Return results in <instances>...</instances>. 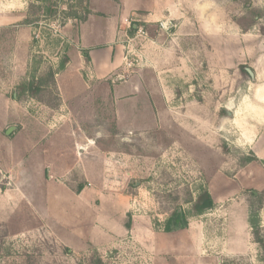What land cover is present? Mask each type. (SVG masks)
I'll list each match as a JSON object with an SVG mask.
<instances>
[{"label":"rangeland","instance_id":"374dc122","mask_svg":"<svg viewBox=\"0 0 264 264\" xmlns=\"http://www.w3.org/2000/svg\"><path fill=\"white\" fill-rule=\"evenodd\" d=\"M90 16L120 19L97 85L69 52ZM263 109L264 0H0V264H184L160 246L203 231L201 264H264Z\"/></svg>","mask_w":264,"mask_h":264},{"label":"crops","instance_id":"0c3cea01","mask_svg":"<svg viewBox=\"0 0 264 264\" xmlns=\"http://www.w3.org/2000/svg\"><path fill=\"white\" fill-rule=\"evenodd\" d=\"M90 18L91 16L79 26L78 33L75 35L76 42L79 43L80 52L76 49L70 50L69 52L72 51L73 58L79 60V66H83L86 63L84 65L85 68L81 67V70L89 81L94 82V84L97 85L98 83H101L100 81L107 79V77L115 75V71L119 66L118 63L121 50L116 43L119 38V33H121L119 30L120 19H118L116 24L115 16L106 19L107 22L105 23L104 31H97L98 33L94 34V22H91ZM67 62L68 63L65 65L66 69L71 65L69 61ZM56 77L57 76L55 75V79ZM257 115L260 116L258 121L264 125V109L262 112L257 111ZM262 131H264V129ZM258 138L261 139V141L256 144L257 152L264 155V132H262ZM260 159L264 160V157H261ZM211 201L213 205L216 204L212 199ZM246 226L247 221L242 220H236L234 225L228 226L226 234L221 233V235H226L227 237V239H224V241H226L225 244L223 246L220 244L221 249L227 252H232V255H241V253L247 251L248 232ZM178 230L179 228H175L171 233L174 234L176 233L175 231ZM219 235L220 234L217 236ZM214 236H216V233L212 231L199 232L191 238L189 243H185L184 245L167 243L164 246H160V250L168 257L169 255L174 256L175 253L178 254L182 252L183 255H179L176 260H184V264H201V260L206 259L204 257L201 259V256L204 255V252L201 251V248L204 247L202 242L209 241V243L212 244V242L216 241L213 238ZM165 239L168 241L169 238ZM213 259L215 260V258Z\"/></svg>","mask_w":264,"mask_h":264},{"label":"trees","instance_id":"16d2710c","mask_svg":"<svg viewBox=\"0 0 264 264\" xmlns=\"http://www.w3.org/2000/svg\"><path fill=\"white\" fill-rule=\"evenodd\" d=\"M245 74H247V73H245ZM29 91L33 96L34 93H37L40 91V84L33 83V84L29 85ZM211 207H212V201H211L210 196L208 195V193L202 192L198 196L196 201L194 202L193 210L196 213H201V212H204L206 210H209ZM169 223L171 224V227H170V229H168V231H172L173 229L178 228L179 224H180L179 214H174Z\"/></svg>","mask_w":264,"mask_h":264},{"label":"water","instance_id":"95a60500","mask_svg":"<svg viewBox=\"0 0 264 264\" xmlns=\"http://www.w3.org/2000/svg\"><path fill=\"white\" fill-rule=\"evenodd\" d=\"M246 72L249 74L250 77L253 76L252 73H251L249 70H246ZM14 130H15L14 127H10V128H8V129L6 130V133H5L6 136L10 135Z\"/></svg>","mask_w":264,"mask_h":264},{"label":"flooded vegetation","instance_id":"af4514ba","mask_svg":"<svg viewBox=\"0 0 264 264\" xmlns=\"http://www.w3.org/2000/svg\"><path fill=\"white\" fill-rule=\"evenodd\" d=\"M180 224H183V218L181 215H179Z\"/></svg>","mask_w":264,"mask_h":264}]
</instances>
